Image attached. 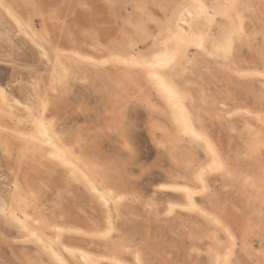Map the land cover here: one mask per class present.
<instances>
[{
  "label": "rangeland",
  "instance_id": "obj_1",
  "mask_svg": "<svg viewBox=\"0 0 264 264\" xmlns=\"http://www.w3.org/2000/svg\"><path fill=\"white\" fill-rule=\"evenodd\" d=\"M180 1L13 0L11 7L22 30H25L34 42L44 45L49 61L40 56L36 44L25 36L0 9V85L9 87L21 104L33 107L35 113H38L42 111L43 100L42 92L38 88L39 86L48 88L53 62L60 53L59 50L78 48L81 55L91 54L102 62L110 58L111 48H117V46L120 48L129 39L132 41L133 49L140 52L146 51L153 46L158 33V24L168 16L171 8H167V15H165L161 5L172 6ZM255 1L239 0L241 4L251 6L250 11L246 9L241 11L244 19L243 28L248 33H252L254 42L251 47H247L235 38L228 68L234 69L235 64H238L241 68L263 70L264 1L258 0L254 3ZM230 26V22L218 17L210 28L212 39L220 38L223 31L228 30ZM205 46L208 49L207 52L189 47L184 67L177 73L170 74V77L175 76L187 96L193 99L196 109L203 112L207 131L221 147L222 152L230 160L234 159L239 169L242 168V164H260L261 168L256 173L264 175V152H261L259 147H256L254 152L251 151L250 146L254 145L245 141L248 122L245 110L264 114V102H262L264 80L260 77H252L251 83H246L232 72H223L221 59L208 54L211 53L209 42ZM191 57L207 60L209 64L202 63L199 70L195 72L189 63ZM109 64H102L99 67L105 76L113 75L115 71L119 72L120 66ZM33 87H36L38 97L32 92ZM99 89L97 80L91 84L74 81L67 94L59 96L51 109H55L54 117L60 127L80 128L82 132L86 131L85 134L89 136L84 135L88 137L87 143L94 154L104 161L107 160L108 163L117 159V162L115 160L113 164L120 168L119 175H123L120 179H123L124 187L130 192L126 194L130 196L128 200L130 207L122 210L116 218L117 235L128 239L134 247L147 248L150 264H159V261H162L160 264H211L210 252L211 249L216 248V244L211 243L207 237L210 228L202 215L195 210L187 211L179 207H174L173 212L167 214L166 203L181 200L176 193L159 189L161 182L168 181L172 177L183 176L190 180L194 166L204 160L201 149L194 150V156L187 161L188 167L184 168L186 163H181L183 156L180 150L189 151L188 144L184 143L182 147L175 141L173 126L164 108L158 106L157 110L151 111L134 99L129 100L123 108L121 122L123 127L114 131L107 129L105 122L110 115L106 106L109 90ZM226 95L228 98H225ZM11 97L7 98L8 102L4 106L7 123L10 126L30 130L32 124L26 110L21 104H16ZM203 98H206V102H202ZM153 101L159 105L156 99L153 98ZM222 101L225 108L221 107L223 111L220 112L219 107ZM224 110L231 115L229 119L236 127L235 132L230 129L228 123H223L222 119L216 116L219 112H225ZM151 121L161 126L160 132L156 130L154 134L152 133ZM260 133L259 127L251 128L253 139L259 140ZM161 144L165 147H161ZM173 144L178 147L175 151L170 148ZM20 158L18 157L15 161V154L13 158L3 156L0 147V174L6 178L9 175L11 177L16 166L20 165ZM185 159L187 160V157ZM47 171L34 177L33 188L34 190L36 188L43 219L63 227L59 242L57 243V240L55 242L57 250H60L61 243L87 244L88 242L96 249H102L103 245L97 239L98 244L90 243L91 236L95 238L96 236L89 233L104 224L102 207L86 191L81 181L77 180L73 171L56 165H52ZM57 178L59 180L62 178V181L60 182ZM205 178L213 194L211 192L212 196L208 198L197 194L194 196L195 202L204 212L219 216L236 235L237 243L229 264H260L256 262L254 256H247L240 244L247 224L257 222L260 226L264 225V204H261V200L264 199V190L261 184L257 188V193L248 198L250 189L243 187L236 177H233L232 184L215 174H207ZM40 230L43 235L52 236L50 228L43 227ZM191 233L192 236H189ZM216 236L218 245L226 244L227 240L221 230H217ZM251 239L253 252L262 250L264 233L261 241L256 236H252ZM130 263L131 260L127 254L120 255L119 264ZM0 264L56 263L50 258L48 252L41 249L40 245L32 242L29 237L19 232L0 215Z\"/></svg>",
  "mask_w": 264,
  "mask_h": 264
},
{
  "label": "bare ground",
  "instance_id": "obj_2",
  "mask_svg": "<svg viewBox=\"0 0 264 264\" xmlns=\"http://www.w3.org/2000/svg\"><path fill=\"white\" fill-rule=\"evenodd\" d=\"M257 1L258 0H256L254 3H256ZM27 2H29V1H27ZM193 2H194V0H181L178 3L172 4V6L179 5V4H190ZM200 2L204 3L207 6H212V5L221 4L224 2V0H209V1L200 0ZM4 3L6 5L10 6L13 15L10 16V15H8V12L5 9H2V8H0V9L15 23V25L19 29H21L22 33L25 36L30 38V36L26 33V31L22 30L20 22L17 23V21H19V20L15 16L14 11L11 7L13 0H9L8 2H4ZM27 5H28V3H27ZM141 5H142V3H141ZM174 11H175V8L171 7L170 11L168 12V16L165 17L163 21L159 22L158 31H157L158 33H157L156 37L162 31H167V22L169 19H171ZM32 13H33V11H32ZM33 16H34V14H33ZM53 19H54V17H53ZM175 19H176V22H179V16L178 15L176 16ZM211 26H212V24L209 25V29L211 28ZM230 28H231V26H230ZM230 28L228 30L223 31V34L226 31H229ZM133 30H134V28H133ZM244 32L246 33V35L243 38L236 37V39L240 43H243L245 46L251 47L253 45V42H254L253 41V35H252V33H248L245 30V28H244ZM15 33H17V32H15ZM156 37H155V39H156ZM220 38L213 40V41L219 42ZM155 39H154V42H155ZM30 40L32 42H34V40L32 38H30ZM126 40H127V38H126ZM131 42L132 41L128 39L127 42L122 47L118 48V46H117V48L116 47L111 48L112 51L110 52L109 56L140 53V51H137L131 47ZM154 42H153V46H154ZM34 43L36 44V46L39 49V50L38 49L37 50L39 51L40 56H43L48 60L49 58L47 55L48 54L47 49L44 47V45L41 44L40 42H34ZM111 45H112V43H111ZM209 45H210L211 52H213V50H214L213 43L209 42ZM153 46L146 51L151 50L153 48ZM107 47H109V45ZM193 48L197 49L195 47H193ZM59 51H60L59 59H57V56H58V54H57V56L53 62L51 75L49 78L48 88H44L42 86H39V88H38L42 92V96H43L42 111L35 113L33 107H31L29 105L21 104L20 100L13 95V93L9 89V87H3L0 85V89L4 90V94H5L6 98L12 96L11 98L13 99V101L16 104H21L23 106V109L26 110L27 117L30 119V122L32 124V127L30 130H27L24 128H17L16 126H10L6 121V116H5L6 110L4 109L5 104H0V137H1L0 138V147H1L2 154H3V156H6L8 158H13L14 154H15V156H16L15 161L18 160L17 159L18 157H21L19 160L20 165L16 166V170L11 174V177L9 175V177L6 178L0 174V185L2 186V187H0V208H3L8 213L7 216H5L3 213H0V215L3 216L7 221H9L23 235L29 237V233H25L24 227L21 226L20 222H23V225L28 227L29 229H31V231L37 232L42 240H45L46 242H48L49 245L52 247V250L54 252H56V254L58 256H60L61 259L64 260L65 264H114V262H117V261L120 263V255L121 254H127L129 256V258L131 260L130 264H137V259H136L137 254H139V256H140L139 264H150L148 256H147V255H149V253L146 251L147 248L145 249L143 246L142 247L144 249L139 248V247H134L128 239L124 238L123 236L117 235L118 227H116V223H115L116 218L119 216V214H121L122 210H125V209H127V207H130L129 206L130 203L128 202L130 196L126 195L127 193H130V192L128 191L127 188L124 187L125 185H123V183H122L123 179L122 180L120 179V178H123V177H120V176H123L122 174L119 175L120 174L119 173L120 168L113 164V163H115V160L117 162V159H115V160L111 159V160H114V162L110 161L112 163H108L107 160L104 161L103 159H101L99 156H97L96 154H94L92 152V148L90 145H88L87 140H86L88 137H85V135L89 136L88 134H85L86 131L82 132L81 130H79L80 128L74 129L73 127H66V128L60 127L58 125L57 121L55 120V117H54V114H55L54 110L55 109L52 110L51 108L55 105L56 100L59 98V96L64 95V93L69 91V88L74 81H80L82 83H88V84L90 83L91 84L97 80L99 82L100 89L109 90V96L107 95L108 98H107V105L106 106L108 107L110 115L108 117V120L106 119V122H105L107 129H113L112 131H114V130H120L123 127V126H121L122 125L121 122L123 120L122 119L123 108L128 103L129 100L134 99L136 101L138 100L139 102H141L147 109L148 108L151 109V111L153 109L157 110L158 106H161L162 108H164V110L167 113L168 120L173 126V130L175 133V141H177L179 143V145L182 147H183L184 143L188 144V150L189 151L180 150V152L183 156L181 163H186V165H184V168L188 167L187 161H189V159L194 156V150L196 148L201 149V151L204 155V160L202 163L196 164L194 166V169L191 171L190 180L183 177V176L180 178L172 177L170 180L165 181V182H161L159 184L160 190L171 191L173 193H176L177 196L181 200L180 202L168 201L166 203V213L167 214L172 213L174 207H179V208L185 209L187 211L195 210L192 208V205H195V208L200 209L202 212H204L203 209L200 208L196 204L194 196L197 194L201 195L203 198H208L209 196H212L213 192L211 190V186H209L207 184V181L205 178V176L207 174L218 175L223 180L229 181L230 184H232L233 177L238 178L239 182H241L243 187H248L250 189V194L248 195V198H250L251 196H254L255 193H257V191H258L257 188L260 187V184H261L262 175H259L256 172H259L261 165L260 164L244 165L241 163L242 165L241 164L240 165L242 168L240 167L241 169H239V166H237L235 164V160L234 159L230 160V158L222 152L221 147L210 136V134L207 131V127L204 124L203 112L199 109H196V107L193 104V99H191V97L187 96V99H186L184 106L190 114L194 115L195 119L193 122V127L198 132H202L207 137V140L211 144V149L208 147L207 144H203L200 142H193L191 139L183 137L182 135L179 134V129L177 127L176 120L173 116L172 110L169 108V106L167 105L165 100L161 97L159 92L151 85V83L148 81L146 76L142 72H140L139 70L127 69V68L123 67L122 65H117V66H120L119 72L115 71V73L113 75L105 76L103 71L100 70V68H99L102 66L103 63H100V60L96 59L91 54L90 55H81L78 48H74V47L69 49V50H59ZM146 51H142V52H146ZM215 56L221 59L222 64H223V67L221 70L223 72H232L233 74H235L237 77L241 78L246 83H251L252 77H243V76L239 75V73L264 71V63L262 66L263 70H258L256 68H254L252 70L248 67L241 68V67H239L238 64H235V68L231 69V68H228V63H226L224 61L222 55H215ZM263 60H264V57H263ZM92 61H96L97 63L93 64ZM189 63L191 64V67L193 68V70L195 72H197L199 70V67H201L202 63L209 64V61L201 60L199 57H191ZM113 65L116 66V64H113ZM253 65L256 66L255 64H253ZM64 70H67L68 76H67L65 82L63 84H61L60 83V77H61L62 73L64 72ZM30 86L32 87V85H30ZM221 88H223V87H221ZM32 89H33L32 92L36 96L39 95L36 87H33ZM223 89H225V88H223ZM71 90H72V88H71ZM107 90H105V91H107ZM224 93L225 92H223V94ZM226 96L227 97H225V96L224 97L228 98V95H226ZM153 98L156 99V101H158L159 105H157L153 101ZM207 100L210 101V99H207ZM139 102H138V104H139ZM202 102H206V98H203ZM57 104H59V103H57ZM220 104L221 105L219 107V111L221 112V111H223V109L221 107H224L225 104L223 101ZM64 106H66V105H64ZM236 109H238V108H236ZM224 111L225 112H223V113H220V112H219V114L217 113L216 116H219L222 119L223 123L224 122L228 123L230 129L234 130L236 127L231 123V120L229 119L231 117V115L229 114V112L227 110H224ZM249 113H251V115H249ZM225 114H227V115H225ZM245 114L248 118V122H247V126H246L247 129L245 132V141H247V142L249 141L251 143V145H255L260 141L255 140L251 137V128L252 127L254 128V126H257L261 129V131H262V129H264V125H261L260 120L258 119V117H260L262 114H258L255 112L252 113V112H249L247 110H245ZM106 115H107V113H106ZM38 121H42L44 124H46L48 126L49 139L52 140V143L57 148L65 147V148L70 149V153L68 155V159H67L66 163H59L57 161H54L51 158L50 153L55 151V149L53 147L49 146L46 142L39 143V141L44 140V137L41 134V129L39 127ZM150 124H151L150 128L152 129L153 134H154V131H156V130L160 132L161 126L157 122L151 121ZM148 130L150 131V129H148ZM104 132L108 133L106 131H104ZM234 132H235V130H234ZM122 134H123V132H122ZM120 136H121V134H120ZM33 138H35V139H33ZM168 141H169V139H168ZM169 143H170V141H169ZM170 146H171L170 148L172 151H175L178 148L177 145H174V144L170 145ZM213 152L215 153V156L213 155ZM185 157H187V160L185 159ZM217 160H222L224 162L227 171H215L214 170L215 162ZM125 163H127V162H125ZM52 165H56V166H59L63 169L73 171L74 174H76V176L78 178L77 180L81 181V183L84 185L86 191L94 199H96L98 204L102 207V209L104 211V224L102 225V227L97 228L96 230L89 231L90 234L96 236V238L91 236V242L90 243L96 245V244H98L97 243V240H98L103 245L102 249H96V247H94L93 245L91 246L89 244V242L87 244L69 243L68 242L69 244L61 243L60 244L61 245L60 250H57L55 242L57 240V236L58 237L60 236V232H56L55 229H62L63 227H61L57 223H54V222L50 223V222L46 221L45 219H43V216L41 214L40 204L38 203V196L35 192L36 188H35V190L33 188L35 185V184L33 185L34 177H36L39 174L42 175L43 171L50 170ZM122 170L123 169L121 167V171ZM47 172H49V171H47ZM201 172H203V174H204L203 175L204 184L208 188V192H206V193H201V191H200V189L203 187V185L200 184V180H199V176H200ZM249 178H251L252 183L246 184L245 181L248 180ZM57 179L59 180V178H57ZM61 179L59 180L60 182L62 181ZM253 184H254V186H253ZM94 185L97 187L96 192L92 191V186H94ZM57 186H59V185H57ZM177 188H188L194 193V195L192 196L191 204L189 203V200H188V194L185 192L176 191L175 189H177ZM59 190H61V189H59ZM62 192H63V190H62ZM211 192H212V194H211ZM100 194L104 195L105 199L108 200L107 204H105L104 201L101 199ZM72 196H73V194H72ZM120 197H123V199H119ZM254 198H256V197H254ZM59 199H60V197H59ZM261 204H264V199L261 200ZM170 206H172L171 212H170ZM226 210H227V208H226ZM201 211H196V212L201 214ZM13 214L15 216V219H13ZM209 214L217 217L221 221V223L231 232V236H232V238L235 239V245H236V243H237L236 235L233 233V231L231 230L229 225L224 224L223 220L219 216L214 215L212 213H209ZM246 216H248V215H246ZM134 217L136 218L135 215H134ZM202 217H203L204 221L206 222V225L210 228L209 234L207 236L208 239L210 240L211 243L216 244V248L211 249V252L209 251L211 264H223L222 257L226 254L227 248L232 247V240L229 238V236L222 229H218L217 226L211 224L205 218V216L202 215ZM109 219H111L112 225L116 229V232L113 234L115 239H104L99 235V233L107 231ZM37 221H40V223L37 224ZM43 227L50 228L52 230V236L43 235L42 233H40L41 232L40 229H42ZM68 229H71V228H68ZM217 230H221L224 234V237L227 240L226 244L223 246L218 245L219 241H218L217 236H216ZM244 230H245L244 238L240 244L241 249L243 250V252H245V254L247 256H254L255 260H257L256 262L259 263L261 259H264V257H261L258 255L261 252V250H259L256 253L253 252V246H252L253 243H252L251 238H252V236H256V237H259V239L261 241L263 233H264L263 228L260 226L259 223H257V222L252 223L251 222V223L247 224L246 229H244ZM192 233L189 236H192ZM121 240L126 241L127 243L121 244L120 243ZM94 241H96V242H94ZM40 247H41V249L44 250V248L42 246H40ZM65 249H69L70 251L66 252ZM81 253L83 255H81ZM233 253H234V248H233L232 256H233ZM48 254H49L50 258L56 264H58V261H56L55 257H53L49 252H48ZM152 254H154V253H152ZM231 257L229 259V263H230ZM67 258L70 259V261ZM150 258H151V256H150ZM218 258H220V259L218 260ZM160 262H162V261H159V264H160ZM153 264H155V263H153Z\"/></svg>",
  "mask_w": 264,
  "mask_h": 264
},
{
  "label": "snow or ice",
  "instance_id": "obj_3",
  "mask_svg": "<svg viewBox=\"0 0 264 264\" xmlns=\"http://www.w3.org/2000/svg\"><path fill=\"white\" fill-rule=\"evenodd\" d=\"M33 7H35V5H33ZM168 7H174L175 11L173 12L171 19L167 22V31H162L156 37L154 46L151 50L135 54L112 55L109 59L100 63H113L116 65H122L127 69H135L142 72L172 110L179 129V134L183 137L191 139L193 142L207 144L211 149V144L207 140V137L193 127L195 119L194 115L190 114L184 106L187 99L186 91L177 82L175 76L173 75L170 77V74H175L180 70V68L184 67L185 62L187 61V49L189 47H195L207 52L208 49L205 45L208 42H212L214 47L213 52L208 53L209 55H222L224 61L226 63H230L234 39L236 37L243 38L246 35L243 28L244 19L241 10L246 9L250 11L251 6L241 4L239 0H224L223 3L212 6H207L200 2V0H194V2L190 4H179L175 6L161 5V9L164 11L165 15H167ZM0 8L5 9L8 12V15H13L10 6L6 5L3 0H0ZM177 15L179 16V22H176L175 19ZM218 17L222 18L224 21L230 22L231 28L221 36L219 42H216L212 39L209 25L215 23ZM17 23H19V21H17ZM57 59H59V53ZM92 63L95 64L97 62L92 61ZM239 75L243 77H260L264 80V71L239 73ZM67 76L68 72L67 70H64L60 77L61 84L65 82ZM7 102L4 90L0 89V104H7ZM262 102H264V96H262ZM249 115H251V113H249ZM258 119L260 120L261 125H264V114L258 117ZM38 124L41 129V134L44 137V140L39 141V143L46 142L49 146L55 149V151L50 153V156L54 161L66 163L70 149L65 147L57 148L52 143V140L49 139L48 126L42 121H38ZM258 139L260 143L258 145L250 146V150L254 152L256 147H259L261 152H264V129H262L261 133L258 135ZM161 147H165V145L161 144ZM129 151L131 152V149H129ZM213 155L215 156L214 152ZM214 170L227 171L222 160H217L215 162ZM203 175V172H201L199 176L200 184L203 185L200 191L201 193H206L208 192V188L204 184ZM245 183H252L251 178L246 180ZM261 186L262 190H264V175L261 177ZM175 190L187 193L189 203L191 204L194 193L190 189L177 188ZM92 191H97V187L95 185L92 186ZM100 195L104 203L107 204L108 200L105 199L104 195ZM119 199H123V197H120ZM171 208L172 206H170V212ZM192 208L196 211H201L200 209L195 208V205H192ZM0 213H3L5 216L8 215L3 208H0ZM201 215L205 216V218L211 224L217 226L218 229H222L232 240V247H228L226 254L222 257L223 264H229V259L232 256L233 248L235 247V239L232 238L231 232L217 217L202 211ZM13 219H15L14 214ZM20 223L21 226L24 227L25 233H29V239L32 242L42 246L46 252H49L53 257H55L58 264H65L64 260L52 250V247L48 242L42 240L37 232L31 231V229L24 226L23 222ZM39 223L40 221H37V224ZM261 227L264 228V225ZM55 231L60 232L61 229H55ZM115 232L116 229L113 227L111 219H109L107 231L101 232L99 235L104 239H115L113 236ZM58 242L59 237L57 236V243ZM120 243L126 244L127 242L121 240ZM65 251L67 252L70 250L65 249ZM81 255L83 254L81 253ZM258 255L264 257V247H262V250ZM136 259L137 264H139V254H137ZM219 259L220 258H218V260ZM114 264H119V262H114ZM260 264H264V259L260 260Z\"/></svg>",
  "mask_w": 264,
  "mask_h": 264
}]
</instances>
